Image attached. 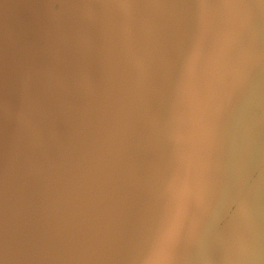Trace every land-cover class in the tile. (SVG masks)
<instances>
[{"label":"water","instance_id":"water-1","mask_svg":"<svg viewBox=\"0 0 264 264\" xmlns=\"http://www.w3.org/2000/svg\"><path fill=\"white\" fill-rule=\"evenodd\" d=\"M0 264H264V3L0 0Z\"/></svg>","mask_w":264,"mask_h":264},{"label":"snow or ice","instance_id":"snow-or-ice-1","mask_svg":"<svg viewBox=\"0 0 264 264\" xmlns=\"http://www.w3.org/2000/svg\"><path fill=\"white\" fill-rule=\"evenodd\" d=\"M261 3H264V0H261Z\"/></svg>","mask_w":264,"mask_h":264}]
</instances>
